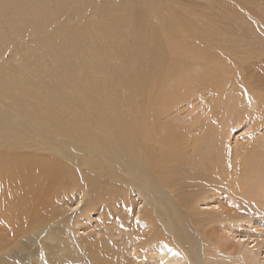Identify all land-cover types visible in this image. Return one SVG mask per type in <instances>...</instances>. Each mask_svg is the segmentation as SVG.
<instances>
[{"label":"rangeland","instance_id":"obj_1","mask_svg":"<svg viewBox=\"0 0 264 264\" xmlns=\"http://www.w3.org/2000/svg\"><path fill=\"white\" fill-rule=\"evenodd\" d=\"M8 1L0 0L2 105L22 97L55 130H76L65 131L74 139L115 129L170 185L192 178L187 171L208 177L216 164L251 170L247 153L264 143V0H28L23 11ZM11 85L20 92L5 91ZM147 112L156 132L149 119L142 126ZM177 137L190 149L168 148ZM31 152L0 146V171H75ZM253 155L257 174L262 155ZM39 250L41 261L51 254Z\"/></svg>","mask_w":264,"mask_h":264},{"label":"bare ground","instance_id":"obj_2","mask_svg":"<svg viewBox=\"0 0 264 264\" xmlns=\"http://www.w3.org/2000/svg\"><path fill=\"white\" fill-rule=\"evenodd\" d=\"M27 1L7 4L23 11ZM12 87L5 91L20 92ZM10 98L8 107L0 101V146L49 153L75 171H0V264H264V171L255 174L253 164L257 150L264 167V143L249 149L250 171L216 164L208 177L187 171L192 178L170 185L140 161L134 140L127 142L115 129L101 128L92 139L81 131L77 139L66 137L65 131L76 130L57 131L46 112L23 107L22 97ZM148 119L156 132L148 112L142 126ZM186 142L177 137L166 144L188 150ZM243 155H233V168ZM196 164L204 165L201 159ZM199 177L206 178L203 185L195 183ZM39 249L51 253L46 262Z\"/></svg>","mask_w":264,"mask_h":264}]
</instances>
